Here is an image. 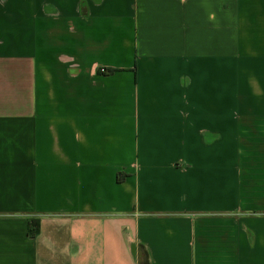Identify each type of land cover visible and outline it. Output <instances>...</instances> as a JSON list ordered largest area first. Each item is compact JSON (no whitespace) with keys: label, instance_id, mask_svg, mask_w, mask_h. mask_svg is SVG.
Returning a JSON list of instances; mask_svg holds the SVG:
<instances>
[{"label":"crops","instance_id":"1","mask_svg":"<svg viewBox=\"0 0 264 264\" xmlns=\"http://www.w3.org/2000/svg\"><path fill=\"white\" fill-rule=\"evenodd\" d=\"M139 247L264 264V0H0V264Z\"/></svg>","mask_w":264,"mask_h":264},{"label":"trees","instance_id":"2","mask_svg":"<svg viewBox=\"0 0 264 264\" xmlns=\"http://www.w3.org/2000/svg\"><path fill=\"white\" fill-rule=\"evenodd\" d=\"M29 225V235L34 237L38 232V221L31 220ZM139 257V264H147V256L142 247H139Z\"/></svg>","mask_w":264,"mask_h":264}]
</instances>
